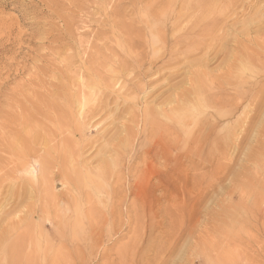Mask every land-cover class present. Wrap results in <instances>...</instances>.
<instances>
[{"label": "rangeland", "instance_id": "rangeland-1", "mask_svg": "<svg viewBox=\"0 0 264 264\" xmlns=\"http://www.w3.org/2000/svg\"><path fill=\"white\" fill-rule=\"evenodd\" d=\"M153 1L0 0V264H224V260L226 264H264V252H261L264 251L263 135L261 139L264 121L260 123L264 108L255 115L248 128L244 118L254 112L255 104L251 100L239 103L232 117H227L226 111L219 109L218 105L228 106L227 102L236 100L238 91L228 90L230 99L223 100L217 89L220 86L231 88L229 82L208 84L206 90L210 93L206 92L205 95L201 92L203 97L192 95L191 104L185 103V109L175 111L176 117H181L179 122L182 126L187 110L191 113L185 132L180 131L179 127L176 129L184 139L190 138L195 122L203 120L206 123L216 118L221 129L218 127L216 134L209 136V143L217 144L221 151L211 153L207 148L195 150L200 135L203 137L206 132L200 126L201 129L199 127L195 131L197 134L192 136L187 152L174 149L171 159L161 155L163 158L155 159L158 162L153 160L155 164L145 158V152L152 143L151 128L144 126L141 118L147 108L153 106L161 109L168 102L173 103L179 94L177 92L182 94L189 89V78L186 77H191L188 76L190 72L195 73L196 65L206 58V52L211 58L206 70L213 74V78L221 70L220 67H224L219 64L225 58V53L230 52L228 58L239 54L236 52L240 48V52L244 53V45L260 52L258 46L247 44L242 39V43L235 45L234 31L241 32L243 24L255 18L256 10H264V0H247V3L240 0L237 6L228 8L230 28L224 30V26H220L223 31L214 37L216 40L224 39L220 45L222 49L226 48L225 52L219 51V43L215 44L219 49L214 46L219 52L216 48L211 52V47L202 42L200 50L190 54L187 59L181 57L183 60L178 61L179 64L171 62L160 72L167 74L178 71L176 81L174 79L169 84L171 87L175 85L177 92L171 90L163 93L165 82L167 84L163 78L151 83V86L143 84L144 89L130 94L129 90L137 83V78L132 79L133 73L125 72L118 83L111 76L120 72L121 59H130L133 40L144 42L142 39H145L148 60H157L160 66L159 51L153 52L152 42H149L153 38L150 31L141 32L144 17ZM172 8L178 7L174 5ZM139 11L143 13L139 14ZM235 12L240 14L236 15ZM237 16L240 18L235 22H239V26L235 24V28L233 20H237ZM161 27L164 28V24ZM207 28H204L205 36L210 34L212 26ZM197 38L203 41V36L198 35ZM227 41L229 44L225 46ZM259 46L261 48L262 43ZM214 51L218 53V60L215 61ZM184 63L194 66L190 68ZM258 68L245 67L241 70L249 73L256 70L258 75ZM158 76L152 75L146 82ZM262 79L264 76L259 77L258 81ZM155 90L156 93L151 95L150 91ZM249 92L250 88H244L238 93L254 95V92ZM108 95L112 99L110 107H105L93 117L89 115V111L94 110L89 107L94 104L95 108H100L103 105L101 102L107 104ZM83 98L89 103L85 111L79 107ZM218 99L221 102H217ZM200 102L205 106L201 115L200 109L194 111V106ZM221 114L224 118H221ZM164 118L160 116L162 123L170 124ZM243 129L248 133L240 134ZM182 143L183 140L179 145ZM110 144L117 145L118 152H112L113 156L111 152V156L108 153L104 155L101 151ZM65 153L71 154L70 161L78 158L82 162V166H77L76 161L70 164L72 169L78 171L82 186L80 198L74 204L73 216L71 212L59 211L57 214L41 195L46 161L63 158ZM105 157L108 159V176L103 182L104 190L98 195L90 182L92 179L98 180L93 172L99 159ZM29 165L35 168L33 174L27 170ZM158 165H162L163 169ZM83 167L87 168L82 170ZM132 185L141 189L138 204L133 202L130 193ZM60 189L58 186L54 192L58 193ZM121 189L124 192H120ZM135 209L141 212L138 224L132 215ZM57 215L63 217V224L59 226L54 224ZM258 220H261L260 224Z\"/></svg>", "mask_w": 264, "mask_h": 264}, {"label": "bare ground", "instance_id": "bare-ground-1", "mask_svg": "<svg viewBox=\"0 0 264 264\" xmlns=\"http://www.w3.org/2000/svg\"><path fill=\"white\" fill-rule=\"evenodd\" d=\"M240 0H154L150 9L147 10V14L144 17L145 23H144V29L145 31H150L151 35L153 38H151V40L149 41L154 50L155 51H159V58L161 59V63L160 66L158 65L159 63H157V60H153V59H149V55H148V45L147 42L145 41V39H142L144 42L141 41H135L132 45H131V49L132 52L130 54V59H126L124 58L123 60L121 59L120 61V72L115 73L111 76V79L115 80L117 83L122 80L124 78V74H129V72L133 73V78L132 79H136L137 78V83L133 84V87L129 90L128 93L133 94V93H138V91H141V89L144 86H147L150 84V86L152 85L151 83H154L157 80H164L163 78L166 79L167 84L165 82L164 85V92L163 93H167L170 92L171 90L175 91L174 87L169 86V84H171L170 82L177 78L176 75L178 71H176V73L174 72H168L167 74H161L160 72L167 66L169 65L171 62H175L177 63L178 61H180L181 57H184V59H187L188 56H190V54L192 55L193 52H197L198 50H200V46L203 45L202 42H204L205 45H207L210 51L214 50L213 48H216L218 46H216L215 44L220 43L222 44V42L219 39H217L219 42H216L217 40L214 38L217 33L219 31H223V27L220 28V26H224V30L227 28H230L228 25L230 24V21H228L229 19V10L228 8H230L231 6H237L238 2ZM242 1V0H241ZM247 3V0H245ZM260 1V0H259ZM244 2V1H243ZM259 3V2H258ZM244 4V3H242ZM250 4V3H249ZM256 4V3H255ZM177 5V9L176 8H172V6ZM224 5V6H223ZM241 6V5H240ZM248 6V5H247ZM264 6V5H262ZM243 7V6H242ZM232 8V7H231ZM236 8V7H235ZM240 8V7H239ZM238 8V9H239ZM246 8V7H244ZM248 8V7H247ZM237 9V8H236ZM244 11H247L245 9H243ZM242 10V11H243ZM235 11V9H234ZM251 12H253L254 10H250ZM143 13V11H139L138 12ZM236 13V12H235ZM138 14V15H139ZM240 13H236V15H238ZM242 14V13H241ZM235 15V14H232ZM241 16V15H240ZM242 17V16H241ZM237 20H233L232 17L230 19H232L234 21V25L238 24L239 26V22H235L238 21V19L240 17H236ZM243 18V17H242ZM143 21V20H142ZM242 21V20H241ZM140 25L141 20L139 21ZM138 23V24H139ZM164 24V28L161 27V25ZM209 26H212V30L210 31V34H208V36L204 35V28H207ZM143 27V26H141ZM226 27V28H225ZM233 28V27H232ZM236 28V25H235ZM242 28V27H241ZM208 29V28H207ZM138 31V30H137ZM229 31V30H228ZM129 32V31H127ZM230 32V31H229ZM134 34L135 31L133 32ZM138 33V32H137ZM255 34V37L254 34ZM227 35V31L225 33ZM224 34V35H225ZM233 34V33H232ZM231 34V35H232ZM253 34V36H252ZM203 36V41L198 40L197 36ZM222 35V34H221ZM128 36V35H127ZM130 36V35H129ZM223 36V35H222ZM131 37V36H130ZM135 38V37H134ZM197 38V40H196ZM219 38V37H218ZM223 38V37H222ZM225 38V37H224ZM221 39V37H220ZM244 40L247 44H255L256 46L259 47V51L257 50H251V48L247 45V46H243V50L244 53L240 52L241 48L237 50L236 54L234 57H229L232 59V62H230V59L227 57L228 54H230V52L225 53V58H222L221 63L219 65L223 66V69L220 67L221 70H219L217 72V74L214 76V78L211 76L213 74H210L207 72V68L209 63L211 62L209 60L210 55L207 54V52L204 54L206 55V58L201 62L198 63V65H196V70L195 73L193 71L194 74H192V72H190L191 74H189L188 76L191 77H186L189 78V82L188 84L190 85L189 89L184 90L182 92V94H180V92H177V97L175 98V100L173 101V103L170 101L167 103V105H165V107L163 108H159L156 109V107L154 108L153 106H151V108H147L145 113H144V117L142 118V122L144 123V126H150L151 128V147L149 148L148 152L145 155V158L147 160H152V164H155V162H158L156 160H159L161 155H165V157L170 158L171 159V153L173 152V150H178L181 149L180 151H186L187 149H189L191 147V138L192 136L195 135V131L198 130V128L200 126H203V128L206 130L205 134L203 135V137H201L200 135V139L198 140V142H196L195 145V150L196 151H200L203 150L205 148L209 149L210 152H215L219 149L220 147L217 144H211L209 143V136H213L216 134L217 128L219 127V123L218 119L214 118L210 121H207L206 123H203V120L201 121H197L194 124V127L191 129V133H190V138L189 136L184 139L183 138V134H179L177 132V127H179L180 131H183V133L185 132V130L188 128L189 126V122L187 121V118L191 116V113L188 112L185 116H183V126L180 125L181 123L179 122L181 117H176L175 111L177 112L178 109L179 110H183L185 109V106H183L185 103L190 102L191 104V99L190 97L192 95L197 96V95H201L203 97V94L201 92H204V94L206 95V92L210 93L208 89V84H218L220 85V82L223 83H228L229 82V86L231 88H227V87H223L220 86L221 88L217 89V93L218 94H222V99L223 100H229V91H234L237 90L238 92L241 91L244 88H250L251 92H254L253 96L247 95L245 93H242L239 95V93L237 92L236 96H235V101L232 102H227L228 106L225 104H219L218 107L221 110L226 111L227 113V117H232V115L234 114V110L236 108H238L239 103L242 102H246V100H251L250 102H252L253 107L255 108L252 112L250 113V115L248 114L244 120L245 123L248 126L252 125L253 119L255 117V115L261 110V108H264V79H262L261 81H258V78L264 75H261L259 73L264 74V10L263 11H255V18L251 19L247 22H245L243 24V29L241 32H237L236 30L234 31V44L235 45H239L240 43H242L241 41ZM221 41V42H220ZM259 41L260 43H262V47L260 48L259 46ZM232 42V41H231ZM211 43H214L211 44ZM226 44H224L225 46L227 45L228 41L225 42ZM259 43V44H258ZM150 44V45H151ZM229 44V43H228ZM231 44V43H230ZM151 46V47H152ZM206 46V47H207ZM216 46V47H214ZM221 46V45H220ZM150 47V46H149ZM204 47V46H203ZM208 47L206 49V51L208 50ZM205 48V47H204ZM203 48V51H204ZM220 50H226V48L222 49V46L220 47ZM151 49V48H150ZM218 49L216 48V51H218ZM216 51H214V55L215 57H213L214 61L218 60V58L216 57V55L218 53H216ZM205 52V51H204ZM203 52V53H204ZM212 52V51H211ZM208 52V53H211ZM225 52V51H224ZM216 53V54H215ZM198 54V53H197ZM196 54V55H197ZM153 55V54H152ZM150 55V56H152ZM213 55V54H212ZM221 55V54H220ZM154 56V55H153ZM222 56V55H221ZM194 57V56H193ZM203 57V56H202ZM224 57V56H222ZM119 58V57H118ZM154 58V57H152ZM217 58V59H216ZM112 59V58H111ZM211 59V58H210ZM183 60V59H182ZM181 60V62H182ZM191 60V59H190ZM193 60V59H192ZM180 62V64H181ZM187 62V61H186ZM119 63V62H118ZM193 63V62H192ZM191 63V64H192ZM116 64V63H115ZM179 64V62H178ZM186 64V63H184ZM190 63H187L186 65H190ZM176 65V64H175ZM114 66V65H113ZM147 66V68H146ZM194 65H192L190 68H192ZM210 66V65H209ZM260 67V69H262L263 71H261L259 68L258 70V75H257V71H253L250 70L252 72H245L241 69L245 68V67H253V69H256V67ZM118 68V66H117ZM181 68V67H180ZM240 69V70H238ZM119 71V70H118ZM126 72V73H125ZM214 73V72H213ZM249 73V74H246ZM159 74L158 78H153L152 80H150L149 82H146V79L149 77H152V75H156ZM210 74V75H209ZM179 76V75H178ZM182 76V75H181ZM109 78V77H108ZM179 78V77H178ZM208 78V79H206ZM150 79V78H149ZM188 80V79H187ZM174 81V82H175ZM183 81V80H182ZM110 81H108L109 83ZM132 83V81H130ZM135 82V81H134ZM163 82V81H162ZM163 82V83H164ZM185 79L183 81V83L185 84ZM162 83V85H163ZM178 83V82H176ZM181 83V84H183ZM222 83V84H223ZM111 84V82H110ZM109 84V85H110ZM115 84V83H114ZM144 84V86H143ZM156 84V83H155ZM161 84V83H160ZM175 84V83H174ZM180 84V83H178ZM183 84V85H184ZM159 85V84H158ZM157 85V86H158ZM183 85H180L181 87H183ZM186 85V84H185ZM228 86V84H226ZM156 86V85H155ZM162 87V86H161ZM159 87V88H161ZM169 87V88H167ZM179 87V86H178ZM177 87V88H178ZM254 87H256L255 89H253ZM156 88V87H155ZM204 88V90H203ZM144 89V88H143ZM151 89L154 90V87H152ZM183 89V88H182ZM185 89V88H184ZM128 90V89H127ZM159 90V89H158ZM181 90V89H179ZM211 90V89H210ZM229 90V91H228ZM106 91V90H105ZM157 90H155V92H151V93H156ZM172 91V92H173ZM249 92V94L251 93ZM115 93V92H114ZM127 94V91L125 92ZM113 94V93H111ZM135 94V95H136ZM148 94V93H146ZM149 94V96H150ZM151 94V95H153ZM174 94V93H172ZM104 95V94H103ZM143 95V94H142ZM233 95V94H232ZM235 95V94H234ZM144 96V95H143ZM166 96V95H165ZM164 96V97H165ZM104 97V96H103ZM108 105L106 104V102H101L100 108L98 107H94V104L92 105L93 107H89V108H93L94 110L89 111V115H91L92 117L95 116L97 112L99 111H103L105 109V107H110V100L112 101V99H110V95H108ZM146 97V96H145ZM151 97V96H150ZM155 97V96H154ZM158 97V96H157ZM193 97V96H192ZM201 97V98H202ZM140 98V97H139ZM153 98V96H152ZM124 99V98H122ZM132 99V97H131ZM134 99V98H133ZM156 99V98H155ZM160 99V98H159ZM203 99V98H202ZM82 100V99H81ZM121 100V99H119ZM125 100V99H124ZM141 100V98H140ZM138 100V101H140ZM158 100V99H157ZM210 100V97H209ZM103 101V100H102ZM129 101V100H128ZM137 101V102H138ZM217 102H221V99L216 100ZM116 102V101H115ZM118 102V101H117ZM121 102V101H120ZM159 102V101H158ZM100 103V102H99ZM127 103V102H126ZM142 103V101H141ZM161 103V101H160ZM247 103V102H246ZM88 102L87 99L83 98V101H80V110L83 109L88 106ZM129 104V103H128ZM127 104V105H128ZM140 104V103H139ZM145 104V103H144ZM158 104V103H157ZM189 104V103H188ZM136 104H134L135 106ZM156 105V104H155ZM163 105V104H162ZM204 105V103H203ZM200 103H196V105L194 106V111L196 109H200L199 110V115H201V113H204L205 110V106H203ZM252 105V104H251ZM99 106V105H98ZM149 106V105H148ZM157 106V105H156ZM78 107V106H77ZM122 107V106H121ZM129 106H127L128 108ZM153 107V108H152ZM88 108V109H89ZM117 108V106H116ZM120 108V107H119ZM125 108V107H124ZM126 108V109H127ZM158 108V107H157ZM123 108H121L122 111ZM250 109V108H249ZM115 110V109H114ZM85 111V110H84ZM110 111V110H109ZM118 111V109H117ZM120 111V110H119ZM125 111V109H124ZM131 111V109H130ZM192 111V110H191ZM83 112V111H82ZM106 112V111H105ZM101 113L102 114H105ZM123 112V111H122ZM129 112V110H128ZM121 113V112H120ZM81 114V112H80ZM83 114V113H82ZM110 114V113H109ZM138 114V113H137ZM185 114V113H184ZM183 114V115H184ZM211 114V113H210ZM263 114V113H262ZM99 115V113H98ZM97 115V116H98ZM160 116L167 118V120L170 121V124L168 123H162V120H160ZM209 116V113H208ZM236 116V115H235ZM101 117V116H100ZM132 117V116H131ZM134 117V116H133ZM89 118V117H88ZM121 118V117H120ZM128 118V117H127ZM164 118V119H165ZM207 118V117H206ZM221 118H224V115L221 114ZM261 118V124H263L264 121V117ZM90 119V118H89ZM94 119V118H93ZM92 119V120H93ZM102 119V118H101ZM122 119V118H121ZM133 119V118H132ZM139 119V118H138ZM107 120V119H106ZM129 120V118L127 119ZM141 120V119H140ZM226 120V119H225ZM263 120V121H262ZM101 121V120H100ZM109 121V120H108ZM112 121V120H111ZM120 121V120H119ZM118 121V122H119ZM135 121V120H132ZM221 121V120H219ZM223 121V120H222ZM91 122V121H90ZM95 122V120H94ZM121 122V121H120ZM126 122V121H125ZM140 122V121H139ZM167 122V121H166ZM172 122H174V124L172 125ZM97 123V122H96ZM107 123V122H106ZM116 123V122H115ZM124 123V122H122ZM259 123V124H260ZM92 124V122H91ZM120 124V123H119ZM136 124V123H135ZM140 124V123H139ZM94 125V124H93ZM105 125V124H104ZM110 125V124H109ZM114 125V124H112ZM122 125V124H120ZM126 125V124H125ZM141 125V124H140ZM258 125V124H256ZM264 125V124H263ZM132 126V125H131ZM138 126V124H137ZM181 126V127H180ZM238 127H240V125H237ZM236 126V127H237ZM259 126V125H258ZM125 127V126H124ZM139 127V126H138ZM262 127V126H260ZM108 128V127H107ZM120 128V126H119ZM117 128V129H119ZM197 128V129H196ZM221 129V127H219ZM249 128V127H248ZM98 129V128H97ZM95 129V130H97ZM101 129V128H100ZM104 129V128H103ZM111 129V128H110ZM129 129V128H128ZM139 129V128H138ZM201 129V127H200ZM218 129V130H220ZM235 129V128H234ZM247 129V128H246ZM260 129V128H259ZM264 129V128H263ZM105 130V129H104ZM103 130V131H104ZM123 130V129H122ZM136 130V129H135ZM148 130V129H147ZM203 130V129H202ZM201 130V131H202ZM241 130V129H240ZM249 130V129H248ZM251 130V129H250ZM261 130V129H260ZM73 131V130H72ZM82 131V130H81ZM112 131V130H111ZM117 131V130H115ZM114 131V132H115ZM222 131V130H221ZM259 131V130H257ZM98 132H100L98 130ZM102 132V130H101ZM106 132V131H105ZM121 132V131H120ZM125 132V131H124ZM137 132V131H136ZM200 132V130H199ZM234 132V131H233ZM243 132L246 134L248 133L247 130H242V132L240 134H243ZM264 132V131H262ZM112 133V132H111ZM149 133V132H148ZM201 133V132H200ZM237 133V132H236ZM250 133V132H249ZM260 133V132H257ZM74 134V133H73ZM80 134V133H79ZM133 134V133H132ZM197 134V133H196ZM232 134V133H231ZM235 134V133H233ZM238 134V133H237ZM239 134V135H240ZM244 134V136H245ZM120 135V134H119ZM149 135V137H150ZM250 135V134H249ZM260 135V134H258ZM264 136V133L261 134V136ZM100 136V135H98ZM131 136V135H130ZM227 137H230L229 135H226ZM234 136V135H233ZM243 136V135H242ZM248 136V135H247ZM263 136L261 137V139L263 138ZM111 137V135H110ZM119 137V136H118ZM238 137V136H237ZM256 137V136H255ZM254 137V138H255ZM259 137V136H258ZM99 138V137H98ZM105 138V137H103ZM113 138V137H112ZM248 138V137H247ZM100 139V138H99ZM109 139V138H108ZM129 139V138H128ZM147 139V138H146ZM197 140V138H195ZM229 139V138H227ZM239 139V138H237ZM127 140V139H126ZM130 140V139H129ZM138 140V139H137ZM150 140V141H151ZM181 140H183L182 145H179ZM243 140V139H242ZM241 140V141H242ZM251 140V138H250ZM264 140V139H263ZM107 141V139H106ZM128 141V140H127ZM131 141V140H130ZM195 141V140H194ZM81 142V141H80ZM83 142V141H82ZM112 142V141H111ZM136 142V141H135ZM224 142V140H223ZM116 143V142H115ZM118 143V142H117ZM121 143V142H120ZM142 143V142H141ZM221 143V142H220ZM125 144V143H124ZM195 144V143H194ZM135 145V144H134ZM138 145V144H137ZM225 145V144H224ZM229 145V144H228ZM68 146H70L68 144ZM120 146V145H119ZM123 146V144H122ZM193 146V145H192ZM231 146V145H229ZM129 147V146H127ZM117 145L114 144H110L109 146H107L106 148H104L101 152L104 155H107V153L110 155H112V152H118L117 151ZM126 148V147H125ZM137 148V147H136ZM225 148V146H224ZM127 149V148H126ZM227 149V148H226ZM225 149V150H226ZM229 149V148H228ZM227 149V150H228ZM232 149V148H231ZM68 150V149H67ZM224 150V149H223ZM224 150V151H225ZM100 151V150H99ZM129 151V150H128ZM134 151V150H133ZM130 152V151H129ZM142 152V151H141ZM161 152V154H160ZM187 152V151H186ZM72 153V152H71ZM143 153V152H142ZM219 153V152H218ZM62 154V153H61ZM68 153L64 154V157H55L52 158L50 161H46V168H45V179H44V188L41 192V195L44 196L45 200H48V204H49V208L55 210V212H71L72 216L74 215V204L79 200L80 195H81V190H82V186H81V182L80 179L78 177V171H76L75 169H72L70 167V164H72L73 161H76V165L78 166L79 164L81 165V160H77L78 158H76L74 160L70 161V156L71 154L67 155ZM110 155V156H111ZM56 156V155H55ZM113 156V155H112ZM117 157V156H116ZM142 157V154H141ZM140 157V158H141ZM110 158V157H109ZM143 158V157H142ZM84 159V158H83ZM156 159V160H155ZM122 160V158L120 159ZM140 160V159H139ZM154 160V161H153ZM165 160V159H164ZM96 161V160H95ZM116 161V160H115ZM124 161V160H123ZM144 161V160H143ZM113 162V161H112ZM164 162V161H163ZM198 162V160H197ZM84 163V162H83ZM90 163V162H89ZM120 163V161H119ZM161 163V162H159ZM168 163V162H167ZM166 163V164H167ZM194 163V162H193ZM202 163V162H201ZM200 163V165H201ZM127 164V163H126ZM136 165V163H134ZM142 164V163H141ZM163 164V163H161ZM169 164V163H168ZM196 164V163H195ZM34 165V164H33ZM33 165H29L27 170L29 171V173H34L35 172V168L33 169L32 166ZM97 165V164H96ZM119 165V164H118ZM133 165V164H132ZM147 165V164H146ZM157 165V164H156ZM164 165V164H163ZM203 165V164H202ZM82 166V165H81ZM112 166V165H111ZM110 166V167H111ZM126 166V165H125ZM137 166V165H136ZM152 166V165H151ZM160 166V165H158ZM162 166V165H161ZM160 166V168H162ZM169 166V165H168ZM94 168V165L92 166ZM134 167V165L132 166ZM164 167V166H163ZM85 168L87 167H83L82 170H85ZM131 168V167H129ZM156 168L158 169V167L156 166ZM159 168V169H160ZM186 168V166H185ZM204 168V167H203ZM114 169V168H112ZM126 169V168H125ZM156 169V170H157ZM163 169V168H162ZM188 169V167L186 168ZM128 170V169H127ZM138 171V170H137ZM185 171V170H184ZM187 171V170H186ZM185 171V172H186ZM128 172V171H127ZM94 176L98 178L97 181H95L94 179H92V183L90 182V184H92L96 189L94 190L96 194H101V190L103 188V182L104 180L107 178L108 176V159L107 157H105L104 159H99L98 161V166L96 168V170H94L93 172ZM111 174V173H109ZM130 174V173H129ZM170 173H168L169 175ZM188 175V173H187ZM172 178V176H170ZM156 178V177H155ZM158 178V177H157ZM140 179V178H139ZM145 179V178H143ZM153 179V178H152ZM117 180V179H116ZM148 180V179H147ZM123 181V180H122ZM150 181V180H149ZM148 181V182H149ZM154 181V180H152ZM159 181V180H158ZM162 181V180H161ZM133 182V181H132ZM138 182V181H137ZM113 183V182H112ZM150 183V182H149ZM148 183V184H149ZM156 183V182H155ZM154 183V184H155ZM114 184V183H113ZM112 184V185H113ZM119 184L121 185V181L119 182ZM126 184V183H125ZM142 184V183H141ZM157 184V183H156ZM155 184V185H156ZM186 184V183H185ZM43 185V184H42ZM129 185V184H128ZM58 186L61 187L60 191L58 193H55L54 191L58 189ZM115 186V185H114ZM124 186V185H123ZM158 186V185H157ZM187 186V185H185ZM128 187V186H127ZM165 187V186H164ZM163 188V187H162ZM106 189V188H105ZM164 189V188H163ZM169 189V188H168ZM116 190V189H115ZM125 190V189H124ZM159 190V189H158ZM157 190V191H158ZM167 190V189H166ZM107 195H108V188H107ZM146 191V190H145ZM165 191V190H164ZM170 191V190H169ZM113 192V191H112ZM120 192H124L122 191V189L120 190ZM155 192V191H154ZM167 192V191H166ZM165 194H168L166 193ZM114 193V192H113ZM131 195L134 198V203L138 204V202H140V198H141V189L136 185L131 187ZM164 193V192H163ZM112 194V193H110ZM164 194V195H165ZM36 195V194H35ZM129 194V196H131ZM128 196V197H129ZM166 196V195H165ZM169 196V194L167 195ZM170 197V196H169ZM168 197V199L170 200V198ZM117 198V197H116ZM115 198V199H116ZM114 199V198H113ZM117 200V199H116ZM168 200V201H169ZM167 201V200H166ZM172 202V201H171ZM43 203V202H42ZM247 203V202H245ZM73 205V206H72ZM67 207V208H66ZM138 207V205H137ZM169 209V208H168ZM43 210V209H42ZM51 210V213L52 211ZM91 210V209H90ZM116 210V209H115ZM136 210V209H135ZM117 211V210H116ZM169 212V211H168ZM81 213V212H80ZM114 212H112L113 214ZM156 213V212H155ZM160 213V212H158ZM58 214V213H57ZM76 214V212H75ZM80 215V214H79ZM85 215V214H83ZM135 222L138 224L140 217H141V212L136 210L135 212L132 213ZM47 216V215H46ZM77 216V214L75 215ZM115 216V215H114ZM81 219V218H80ZM87 219V218H86ZM259 219V218H258ZM259 221V220H258ZM261 221V220H260ZM259 221V224H260ZM50 223V222H49ZM54 224L56 226H59L60 224H63V217L60 215H57L54 218ZM135 224V223H134ZM264 224V223H263ZM77 225V224H76ZM73 227V225H71ZM264 226V225H263ZM71 227V228H72ZM140 227V226H139ZM70 229V228H69ZM95 228H93V225L91 227V230H93ZM138 229V227H137ZM138 231V230H137ZM11 233V232H10ZM94 233V232H93ZM7 235V233H6ZM12 236V235H10ZM9 236V237H10ZM7 237V236H5ZM8 239V238H7ZM5 240V239H4ZM252 241V240H251ZM249 240V242H251ZM5 242V241H3ZM73 243V242H72ZM229 243V242H228ZM8 244V243H7ZM10 245V244H9ZM11 246V245H10ZM9 246V247H10ZM2 248V247H1ZM11 248V247H10ZM237 249V248H236ZM235 249V250H236ZM239 249V248H238ZM260 249V248H259ZM264 249V248H262ZM242 250V249H241ZM246 250V249H245ZM11 251V250H10ZM234 252V251H233ZM236 252V251H235ZM247 252V251H246ZM261 252H264L263 250ZM259 253V251H258ZM256 254V251H255ZM251 255V253H250ZM262 255V254H261ZM209 256V255H208ZM257 256V255H256ZM224 257V256H222ZM264 257V256H263ZM256 258V257H255ZM18 259V257H17ZM21 259V258H20ZM259 259V258H258ZM260 260V259H259ZM251 262V260H249ZM257 261V259H256ZM255 261V262H256ZM17 262V261H16ZM208 262V261H207ZM244 263V262H243ZM246 263V262H245ZM223 264V263H220ZM224 264L225 260H224ZM249 264V262H248ZM255 264V263H254ZM261 264V262H260Z\"/></svg>", "mask_w": 264, "mask_h": 264}]
</instances>
